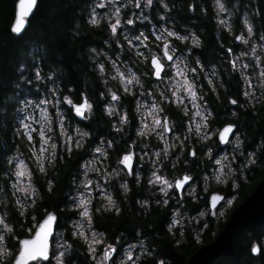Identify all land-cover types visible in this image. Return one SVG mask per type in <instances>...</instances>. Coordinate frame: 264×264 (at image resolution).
I'll return each instance as SVG.
<instances>
[{"label":"snow or ice","instance_id":"snow-or-ice-1","mask_svg":"<svg viewBox=\"0 0 264 264\" xmlns=\"http://www.w3.org/2000/svg\"><path fill=\"white\" fill-rule=\"evenodd\" d=\"M158 2L163 9L158 13L162 23L159 31L150 33L136 31L135 25L138 21L149 20L146 10L153 6L154 0H125L124 3L119 0H92L87 8V24L108 30L112 37L111 40L105 39L104 43L112 46L115 60L107 50L95 47L88 49L91 53L88 59L94 62L92 71L106 87V92H99L100 101H106L104 109L109 117L118 116V122L112 121V128L120 133L130 121H138L135 131L141 139L137 141L128 136L122 153L117 152L118 141L115 137L105 139L99 136L97 141L99 134L89 130L94 106L98 101L94 95L91 98L88 95L87 80L78 97L74 98L75 85L65 82L57 67L45 63L43 55L34 54L30 62L17 65L14 76L0 81V117L8 115V106L13 102L17 112L26 113L15 127L9 126L7 131L0 128V134L6 137L10 131L14 141L26 139L31 154L28 159L33 161L30 165L22 159L19 148L9 154L7 144L0 146V264H44L50 258H54L56 264H71V257H66V253L72 249L75 240L83 242L92 264H169L167 256L155 243L149 248L145 239H140L144 235L140 229H135L136 236L132 243L124 242L123 233L110 242L111 238L107 237L105 231L97 230V216L121 215L123 200L130 198V181L125 179L120 182V177L134 176L137 185L142 180L146 182L150 195L135 200V205L139 206L138 212L145 216L151 214L153 204L168 208L172 207L170 200L176 201L173 211L169 213L170 221H165L156 231L158 234L166 226L167 232L179 245V237L186 234L185 225L177 219L181 214V206L187 202L183 192L193 190L192 199L195 200L194 190L198 185L192 183L196 177L189 174L190 169L178 173L174 180L166 179L161 173H166L169 167L175 169L181 162L184 165L195 162L199 153L194 146L188 147L193 131L197 137L193 145L211 140L216 147L214 151L213 147L207 146L204 152L209 161L202 177L205 182L215 179L227 183L230 180L231 187L235 189L238 179L243 178L249 166L264 159V156L257 157L253 152L241 150L240 126L217 118L216 109L210 103L211 97L221 101V89L224 93L236 92L231 84L232 80H236L241 90L235 96L228 95L224 105L231 116L236 117L240 109L256 112L257 105L264 107V58L258 54H264V0H248L247 4H243V27L240 34L234 35V41L244 46L238 53L232 46L224 48L222 44L218 45L216 59L221 63L226 62L228 82L224 79V73L217 71V64L201 54V40L196 33L188 32L185 35L166 26L173 20L170 15H166L170 8L184 9L186 4L187 12H195L197 7L205 11L206 2L201 5H197L195 0ZM212 3L217 23L232 35V25L228 20L239 12L237 5H241L242 0H235L231 7L226 6L224 0H212ZM36 5L37 0H18L8 28L11 36L18 38L22 34L25 18ZM129 7L136 9L137 14L124 19V11ZM106 8L107 12L104 11ZM97 9L101 10L102 16L98 15ZM122 24L129 26L131 35L119 31ZM72 32V38L78 39L79 24ZM189 40L190 43H187ZM125 44L137 59L125 58ZM152 44L156 47H150ZM198 49L200 52H197ZM141 76L149 80L154 78L158 96ZM117 77L118 87L114 89L109 86V81ZM169 84L174 85L175 90L168 87ZM9 87L24 89L23 97L10 95ZM92 91L94 93L95 89ZM181 91L183 94H179ZM125 96H132L137 101L135 117L123 110L117 111V104ZM144 98H150L152 103L145 106ZM173 106L182 113L179 118L174 119L166 114ZM50 108L53 110L51 115ZM71 119L77 121L74 128L65 124L66 120ZM32 124L39 127H32ZM229 133L232 134L231 138ZM153 135L160 138L163 148L157 145L150 147ZM226 142L235 149L231 158L221 149V145ZM86 145L92 158L79 164L77 176L72 180L71 195L65 194V223L69 227L66 232L60 233L56 231L61 222L60 210H49L42 202L45 195L56 191L58 167L76 152L85 149ZM134 146L140 147L138 154L132 150ZM112 153L117 156L115 165L111 163ZM137 155L143 167L134 162V156ZM97 161L99 166L92 168L91 165ZM237 163L240 164L239 168L235 166ZM210 167L211 173L208 171ZM144 168L148 169L147 177L141 175ZM89 172H94V176H90ZM37 174L43 177V184L36 180ZM117 183L122 191H117ZM178 192L181 193L179 197L176 196ZM222 199L229 205L233 202V198L214 195L213 208ZM203 216L204 213L200 212L194 219ZM147 228H154L152 221L148 222ZM21 231H27L28 236L21 238ZM67 232H70L71 240ZM50 235L56 242L55 252H50ZM57 236L60 237L59 241H56ZM249 251L253 256L264 254V238L254 240Z\"/></svg>","mask_w":264,"mask_h":264},{"label":"trees","instance_id":"trees-1","mask_svg":"<svg viewBox=\"0 0 264 264\" xmlns=\"http://www.w3.org/2000/svg\"><path fill=\"white\" fill-rule=\"evenodd\" d=\"M91 0H38L36 8L28 20V25L22 32V34L16 38L10 35L8 28L10 22L13 19L14 5L16 0H0V81H4L6 78L15 75V69L21 62H30L32 55H43L45 63L49 66H55L62 74V78L65 82H71L75 85L74 98L78 97L80 91L83 90L85 80L88 83V95L90 98L94 95L98 103L94 106V114L92 118V124L90 131L98 133L99 136H108L109 134L115 135V131L111 129V120L105 114L104 104L105 101H100L99 92L105 91L106 87L100 83L95 73L92 71V61L88 59L91 55L88 51L90 47L95 48H107L109 45L104 43L105 39H108L109 34L106 29L102 27H90L86 21L87 8ZM207 8L203 14L202 21L196 22H173L175 30L190 29L196 33L202 40V55L210 61H213L221 68L224 73V79L228 82L227 68L225 63H221L216 57L219 54L218 45L222 44L224 48L229 46L234 47L237 50V43L234 41V34L229 35L225 28L217 23L215 19V9L210 3V0H205ZM235 0H226L227 6L231 7ZM244 1L242 0V3ZM187 5H184V9L170 8V14H182L185 17H189L186 9ZM239 12L235 15V21L233 23L232 33H235L239 28V17L241 11L245 10L242 6H237ZM131 8V7H129ZM151 12V11H150ZM198 7L196 8L195 15H198ZM126 11H124V14ZM126 18L127 15H124ZM196 20V18H194ZM188 21V20H186ZM79 24V38L73 39L74 32L72 29ZM137 24L135 27H137ZM145 27L147 25L145 24ZM197 52H200L198 49ZM264 58V57H263ZM47 71V68H45ZM237 80H239L237 78ZM236 80H232L231 84L234 88L240 87L236 83ZM93 89L95 92L93 93ZM24 89L15 90L9 87V94H14L17 98H22ZM232 94V93H231ZM227 96L224 99V105ZM242 100V97H241ZM121 104L126 107L130 116L135 117L134 102L132 96H125ZM9 112L7 116L0 117V128L7 131L8 127L16 126V104L13 102L9 106ZM222 112V113H221ZM227 110H216V116L224 122H233L240 126V133L242 138V145L244 149L253 151L256 156H264V107L257 106L256 112H251L248 109H241L240 116L238 118L226 117ZM167 114L176 119L179 118L182 113L179 109H172ZM246 114V115H245ZM7 121V123H5ZM71 122V120H69ZM136 123L132 121L126 124L123 128L125 132L131 134L134 131ZM212 142V141H211ZM7 144L9 146V154L19 148V152L23 153V157L30 165L33 163L28 157L31 155L28 152L26 139L14 141L11 132L9 131L7 136L0 134V146ZM117 152H121L123 149V142L117 143ZM88 147L76 152L70 159H67L59 167L56 173V191L52 194L45 195L43 205L49 210H60L61 222L57 229L67 230L68 224L65 223L66 209L64 207L65 194L71 193L73 177L77 175L79 164L88 156ZM185 165H178L175 169L169 167L168 174L177 175L184 172ZM200 169L196 168V163H192L190 166V172L195 174L199 173ZM249 182L243 180L240 182L237 188L236 200L233 206L230 208L227 216L231 211L247 196L251 193L256 183L262 178L264 174V159H260L252 168L248 171ZM36 180L39 184H43V177L37 174ZM134 178H129V193L131 195L139 193L140 195L147 197L150 193L147 191V184L142 180L140 185L133 182ZM117 191H121L119 187H116ZM211 190L222 191L225 197L229 196L231 191L230 187L220 188L213 186ZM209 190V191H211ZM138 195V194H137ZM207 194H205L206 196ZM120 202V201H118ZM125 200H123V211L119 216H113L106 214L104 216H97L95 218V225L97 229L103 230L111 239H115L117 235L121 233L124 237L132 239L135 237V229H140L144 232V235L140 238H145L148 241V246L151 247L153 243L159 247L163 252L170 264H184L187 257L195 251L201 243L196 242L195 228L198 226L185 227L186 234L179 237L182 241L181 245H175L174 239L171 234L167 232L166 226L162 228L157 234L156 229L165 224V221L170 220V207L163 208L152 205L151 214L145 216L143 214L136 215L134 210L128 209L124 206ZM226 216V217H227ZM225 217V218H226ZM152 221L154 228L148 230V222ZM224 220H219L213 223V220L208 218L207 227L203 230L199 229V235H202V243L210 242L216 233L222 228ZM200 226V224H199ZM26 233L21 231L20 235L24 236ZM179 236V234H176ZM264 235V226L256 230H241L237 232L233 237V252L230 256L221 258L212 262L211 264H264V254L253 256L249 251L250 244L257 238H261ZM68 236V232H67ZM71 240V236H68ZM78 247H82V243L79 240L74 241ZM78 257L77 262L80 264H91V262L85 258L81 253H76Z\"/></svg>","mask_w":264,"mask_h":264},{"label":"rangeland","instance_id":"rangeland-1","mask_svg":"<svg viewBox=\"0 0 264 264\" xmlns=\"http://www.w3.org/2000/svg\"><path fill=\"white\" fill-rule=\"evenodd\" d=\"M154 1H157V0H154ZM119 2L124 3L125 0H119ZM224 2L226 3V0H224ZM247 2H248V0H245V1L242 3V6H243V4H247ZM91 3H92V0L89 2V6H90ZM226 6H227V3H226ZM237 6H240V5H237ZM228 7H229V6H228ZM96 11H97L98 15H101V16H102L101 10L97 9ZM104 11L107 12L108 9L106 8ZM125 11H126V13H125L124 15H127V16H128V15L135 16V15L137 14V10H136V9H133V8H128V9L125 10ZM244 11H245V10L241 11V13H240V15H239V17H240V19H239V28H238V30H237L235 33H233L234 35H235V34H240V30H241V28L243 27L242 17H243V15H244ZM146 14L149 16V14H150V9L146 10ZM124 15H123V18L126 19L127 17L125 18ZM222 15H223V14H222ZM235 15H236V13H234L233 17H229V20H228V23L232 25V29H233V23H234V21H235ZM139 23H147V24H148V28H147V29H143V28L139 27ZM161 23H162V22L156 24V23H153V22L150 21V20H147V21H145V20H141V21H138V25H137V27H135V30H136V31H144V32H146V33L157 32V31H159V27H160V24H161ZM173 25H174L173 22H169L166 26H167V27L174 28ZM220 25H221V24H220ZM222 26H223V25H222ZM128 27H129V26H126V25H123V24H122L121 27H120V29H119V31L122 32V33H124L125 35H131L132 33L128 32ZM223 27H224V26H223ZM107 32H108V34H109L108 39L111 40L112 37H111V35H110V32H109L108 30H107ZM188 32H192V31H190L188 28L181 30V33H182V34H185V35H187ZM245 34H246V33H245ZM234 35H233V36H234ZM121 40H123V37H121ZM189 42H190V40H189ZM236 43H237V45H238L237 50H236L237 53H238V52L241 50V48L244 47V46L241 45L239 42H236ZM150 47L155 48L156 45H155V44H152V45H150ZM111 48H112V46L109 45V49H107V48H97V49H98V50H107V51L110 53V55L112 56V58L115 60V53L111 51ZM124 51L127 53V56H125L126 59L129 58V57H131L132 59H137V57L135 56V54H134L133 52H129V51H128V49H127V45H126V44H125V47H124ZM90 54H91V53H90ZM258 54H261V55H262V58L264 57V54L259 53V52H258ZM98 59H103V58H102V57H99ZM245 62H248V61L245 60ZM92 63H94V62L92 61ZM117 66L119 67V62H117ZM110 67H111V66L109 65V68H110ZM126 67H127V66H125V68H126ZM141 67H143V66H141ZM217 71H218L219 73H223L222 70H221V68L218 67V66H217ZM237 78L239 79V75H238V74H237ZM118 79H119V78L117 77L116 80H110V81H109V86L113 87L114 89H115L116 87H118ZM141 79L144 80V81L148 84V86H149L150 88H152L153 92L158 96V93H156V91H155L156 86H155V84H154V79L152 78V80H149L148 77H144V76H141ZM228 80H229V77H228ZM181 83H182V82H181ZM104 86H105V85H104ZM232 86H233V85H232ZM168 87H170V88H172L173 90H175V86H174V85L169 84ZM179 94H183L182 91H181ZM108 99L110 100V96L108 97ZM242 100H243V97H242ZM121 101H122V100H121ZM121 101L117 104V111L123 110V111L127 112L126 107L123 106V105L121 104ZM133 102H134V113H135V116H136L137 101H135V100L133 99ZM105 103H106V101H105ZM151 103H152V101H151L150 98H144V104H145V106H147L148 104H151ZM257 106H258V105H257ZM233 107H235V106H233ZM240 112H241V109H240ZM240 112H239V114H238L236 117H233V116H231L230 111L227 110V116H228L229 118H238V117L240 116ZM49 113H50V115L53 114V110H52L51 108L49 109ZM105 113H106V112H105ZM221 113H222V112H221ZM106 114H107V113H106ZM166 114H167V113H166ZM24 115H26V113H20V112H17V115H16V122H17L18 120L22 119ZM185 119H187V118H185ZM110 120H111V129H112V132H113L112 121H113V120H116V121L118 122V116H112V117H110ZM76 123H77L76 119H71V122H70L69 120H66V121H65L66 126L69 127V128H74V127L76 126ZM136 123H138V121H137ZM124 126H125V125H124ZM124 126H123V127H124ZM32 127H39V125H37V124H32ZM135 128H136V125H135ZM135 128H134V131H133L131 134H128V133L125 132V131H121L120 133H116V132H115V135H113V133H112V134H109L108 136H104V137H105V139H112L113 137H115L116 140L118 141V143L123 142V149H124V147H125V143L127 142V138H128V136H131L133 139H136L137 141H139V140L141 139V137H138V136L136 135ZM193 129H194V125H193ZM146 131H147V130H146ZM97 141H99V138H97ZM194 141H197V137H196V135H195V132L193 131V134H192V136H191V140H190V142H189L188 147L191 148V147L194 146L195 149L198 151L199 155L197 156V158H196V160H195V163H196V168H197V169H200L198 174H195V173H193V172H189V173H191V175H193V176L196 177V179H195V181H194L193 183H195V184L198 185V187L194 190V194H195V196L197 197V199H195V200H198V201L201 200V201H202L203 199H206L205 194H207V193L209 192V190H211V188H213V186H217V187H220V188H222V189L225 188V187H228V186H229V187H230V191H231V193H230V195L227 196V197H229V198H233V202H232L231 205L227 204V201L224 200V201H223L218 207H216L213 211H211V210L209 209V207H207V208H204V209H202V210H200V211H198V212H196V213H191V212L187 211V210H186L187 206H186L185 203H184V204L181 206V214H180L179 216H177V219L180 220V221L185 225V227H190V226H192V225H194V226H198V225L200 224V228H199V229H201V228H205V227H203V225H201V223H205L204 225H206V224L208 223V218L212 219V220H213V223H216V222L219 221V220H224V219H225V217L227 216V214H228V212H229V209L233 206V204H234V202H235V200H236V194H235V192H236L237 188L239 187L240 182L243 181V180H246L247 182H249V179H248L249 172H248V171H249V170L252 168V166H254V165L249 166L248 170L244 172V175H243V178H242V179H238V181H237V186H236L235 189H233V188L231 187V181H230V180H229L227 183H225V182H219V181H217V180H215V179H210L209 181L205 182V181L202 179V177H203V175H204L205 165L208 164L209 161H208V158L204 156V152L207 150V146H211V147H213V150H214V151H216V147H215V144H213V143L211 142V140L196 142V143L193 145L192 142H194ZM217 142H218V141H217ZM241 143H242V138H241ZM151 145H157V146H159L160 148H163V147H164L163 142L160 140L159 137H157V136H155V135H153L152 138H151V144H150V147H151ZM242 146H243V145H242ZM221 147H222L221 149H223L224 153L227 154V155L229 156V158H231V154L235 151L234 146H233L231 143H227L225 146H221ZM123 149H122V150H123ZM122 150H121V153H122ZM132 150L134 151V153H137V154H138L139 151H140V147H139V146H134V148H133ZM200 150H202V151H200ZM241 150H242L243 152H245V153L253 152V151H248V150L244 149V147H242ZM20 153H21V152H20ZM253 153H255V152H253ZM10 154H12V153H10ZM255 154H256V153H255ZM217 155H219V152H217ZM21 158H22V159H25V158L23 157V153H22V155H21ZM91 158H92V157H91V153H90V151L88 150V156H87V157H86L81 163H83L85 160H90ZM116 159H117L116 153H112V156H111V163H112L113 165H115V163H116ZM189 159L191 160V158H189ZM242 159H243V157H242ZM134 162H135L137 165H140V162H139V159H138V155H137V156H134ZM224 163L227 164L228 161H224ZM181 164H183V163L181 162ZM181 164H179V165H181ZM191 164H192V163H190L189 165H185V166H186L185 169H190ZM183 165H184V164H183ZM97 166H99V161H97V162H95L93 165H91L92 168H95V167H97ZM235 166H236L237 168H239V167H240V164L237 163ZM120 167L122 168L123 165H121ZM140 167H143V165H140ZM185 169H184V171H185ZM110 170H111V169L109 168L108 171H110ZM137 170H139V168H137ZM211 170H212V169H211V167H210V168L208 169L209 173H211ZM125 171H126V170H125ZM182 173H183V172H182ZM147 174H148V169H147V168H144L143 172L141 173L142 177H147ZM161 174L165 175V178H166V179H169V180H174L175 178H177V175L173 176V175L168 174V172H166V173H161ZM89 175H90V176H94V172H89ZM76 176H77V175H76ZM131 177H132V176H131ZM129 178H130V177H128V176H124V175H122V176L120 177V182H123L125 179L128 180ZM0 186H2V185H0ZM23 186L26 187V185H23ZM116 187H119V183L116 184ZM72 188H73V184H72ZM119 188H120V187H119ZM121 191H122V190H121ZM192 192H193V190H191V189H189V190L186 191V195H187L188 197H190L191 199H192ZM69 195H71V193H69ZM156 195H159V193H157ZM176 196H177V194H176ZM177 197H178V196H177ZM99 202H100V201H97V203H99ZM175 203H176L175 200H170V205H172V207H170V211H173L174 206H175ZM200 212H203V213H204V216H203L202 218H199V219H194L195 217H197V214L200 213ZM190 218H193V219H190ZM170 219H171V217H170ZM169 221H170V220H169ZM199 229L195 228V237H196V239H197V242H198V237H199ZM56 231H57V232H60V233H64V232H66V231L63 230V229H56ZM23 232H25V233L28 235V232H27V231H23ZM178 234H179V233H178ZM27 235H26V236H27ZM180 237H181V236H180ZM143 239H145V238H143ZM179 239H180V238H179ZM59 240H60V237L57 236V237H56V241H59ZM79 241H80V240H79ZM80 242H81L82 245H83V242H82V241H80ZM124 242H125V243H132V242L129 241V239L126 238V237H124ZM145 242H146V246L149 247V246H148V241H147L146 239H145ZM149 248H151V247H149ZM55 251H57V248H56V242H54V241H53V238H52V241H51V252H55ZM121 251H123V246H122V245H121ZM134 251H135V250H134ZM77 252H78V253H81L85 258L88 259V253H87V251H86L84 245H83L82 247H75V243L73 242V247H72V249L68 250V252L66 253V257H67V256H70V257H71V264H78V263H77V260L74 259V258L76 257V253H77ZM88 260H89V259H88ZM89 261H90V260H89ZM90 262H91V261H90ZM44 264H56V261H55L54 258H51L47 263H44ZM80 264H81V263H80ZM91 264H92V262H91Z\"/></svg>","mask_w":264,"mask_h":264},{"label":"water","instance_id":"water-1","mask_svg":"<svg viewBox=\"0 0 264 264\" xmlns=\"http://www.w3.org/2000/svg\"><path fill=\"white\" fill-rule=\"evenodd\" d=\"M17 2L18 0H16L15 5L17 4ZM15 5H14V14L16 11ZM35 8L36 6L29 13V16L25 18V28L27 27L28 20L32 15V13L34 12ZM231 135H232L231 133L228 134L230 138ZM178 195L180 196L181 193L178 192ZM214 195L224 197L223 193L221 192L218 191L212 192L209 195V206L211 209H214L213 201H212V196ZM222 201L223 199L217 201L216 206ZM263 225H264V174L262 178L256 183L251 193L247 195L228 215V217L224 221L222 228L218 231L214 239L206 244H203L198 249L193 251L188 257L186 264H211L216 260L230 256L233 252V237L237 232L241 230H256ZM25 237L27 236L21 238H25ZM52 238L53 237L50 235L49 236L50 252H51ZM48 261L44 263H47Z\"/></svg>","mask_w":264,"mask_h":264},{"label":"flooded vegetation","instance_id":"flooded-vegetation-1","mask_svg":"<svg viewBox=\"0 0 264 264\" xmlns=\"http://www.w3.org/2000/svg\"><path fill=\"white\" fill-rule=\"evenodd\" d=\"M243 1H245V0H243ZM195 3L197 5H201V4H204L205 3V0H195ZM210 3L213 5L212 0H210ZM150 10H151V12L149 14V20L152 21L153 23H156V24L160 23L161 21L159 20L158 13L160 11H163V9L159 6L158 0L157 1H154L153 6L150 8ZM197 13H198V15H196V17H193L195 14L193 12H189L188 13L189 17L188 18L183 15V17L185 19L182 18V14L181 13H179V14H170V13H168L166 15H170L173 18V20L170 21V22L183 21V22L191 23V22H196V21H202L203 20V18H204L203 17L204 12L203 11H200V8L199 7H198V12ZM194 18H196V20ZM186 20H188V21H186ZM139 27H141V28L144 29L145 23H139ZM200 40H201V38H200ZM187 43H190V42H187ZM201 45H202V40H201ZM183 46L184 45H181V47H183ZM234 83H236V81ZM237 92H238V88L236 89V92H228V93H224L223 89H221V95H222L221 101H215V97H211L210 98V103L212 104V106L216 110H223V109H225V107H224V99H225V96H228V95L235 96L237 94ZM200 151H202V150H200ZM189 174L191 175V173H189ZM132 178H134V176H132ZM194 181L195 180H193L192 183ZM133 182H135V180ZM211 192H212V190L210 191V193ZM137 194H136V196H135V194H133V195L130 194V198L128 200H125L124 206H126L128 209L134 210L135 213H136V215H139L141 213L138 212V207L139 206L138 205H135V200L136 199H142V198H144V196L140 195L139 193H137ZM183 196H184V199L187 201L185 203V205L187 206L186 210L189 211V212H191V213H196V212H198V211H200V210L208 207V194L206 195V199H203L202 201L201 200L198 201V200L191 199L190 197H188L186 195V191L183 192ZM204 224L205 223H201V225H204ZM97 230L98 231H103V230H99V229H97ZM135 236H136V234H135ZM107 237H109V236L107 235ZM201 237H202V235H199L200 241L202 242ZM133 239L134 238L129 239V241L133 242ZM140 239H143V238H140ZM114 241H115V239H110V242H114ZM200 241H198V242H200ZM196 242H197V240H196ZM174 244L177 245L175 243V241H174ZM181 244H182V241L180 240V244L179 245H181ZM75 247H78L77 244H75ZM74 259L78 260V257L76 256ZM187 260H188V257H187V259H186V261H185L184 264H186ZM169 264H170V261H169Z\"/></svg>","mask_w":264,"mask_h":264}]
</instances>
